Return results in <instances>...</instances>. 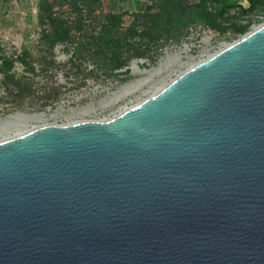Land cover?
Masks as SVG:
<instances>
[{"label":"water","instance_id":"obj_1","mask_svg":"<svg viewBox=\"0 0 264 264\" xmlns=\"http://www.w3.org/2000/svg\"><path fill=\"white\" fill-rule=\"evenodd\" d=\"M0 264H264V23L116 116L1 140Z\"/></svg>","mask_w":264,"mask_h":264},{"label":"rangeland","instance_id":"obj_2","mask_svg":"<svg viewBox=\"0 0 264 264\" xmlns=\"http://www.w3.org/2000/svg\"><path fill=\"white\" fill-rule=\"evenodd\" d=\"M149 2L150 12L136 10L131 0H0V130L23 121L40 124L32 120L40 114L49 123L113 116L150 94L154 83L175 78L193 62L264 23V7L238 15L239 23L249 25L245 33L233 28L218 32L194 23L183 39H162L114 71L95 56H75V44L50 47L44 39L51 15L75 28L80 10L86 31L100 28L109 13L122 15L125 31L142 29L159 10V0ZM238 2L249 6L247 0ZM2 56L12 62L9 75ZM131 88L133 92L123 94ZM85 109L90 111L81 113Z\"/></svg>","mask_w":264,"mask_h":264},{"label":"trees","instance_id":"obj_3","mask_svg":"<svg viewBox=\"0 0 264 264\" xmlns=\"http://www.w3.org/2000/svg\"><path fill=\"white\" fill-rule=\"evenodd\" d=\"M247 2L248 7L237 0H159L158 12L150 15L142 29L133 27L127 31L122 26L121 14H107L100 28H92L90 31L84 29L82 10L78 14L79 22L75 28L67 21L51 15V26L44 39L50 47L56 44H75V56H95L114 71L126 66L131 55H142L144 50L162 39H183L194 23H202L218 32L233 28L238 33H245L249 25L239 23L238 15L264 7V0ZM152 9L149 5L146 7L149 12ZM1 59L9 75L12 62L4 56ZM19 60L28 64L23 56Z\"/></svg>","mask_w":264,"mask_h":264},{"label":"bare ground","instance_id":"obj_4","mask_svg":"<svg viewBox=\"0 0 264 264\" xmlns=\"http://www.w3.org/2000/svg\"><path fill=\"white\" fill-rule=\"evenodd\" d=\"M227 45H229V44H227ZM227 45H226V46H227ZM223 48H224V47H223ZM221 49H222V48H221ZM216 52H218V51H216ZM212 55H213V54H209L207 57H205V58H201L199 61H195V62H193L191 65L187 66V68H186L185 70L191 68L192 66H194V65H196L197 63H199V62H201V61L207 59L208 57H210V56H212ZM176 62H177V61H176ZM177 64H178V63H177ZM180 64H184V63L181 61ZM174 66H175V65H174ZM171 67H172V66H171ZM182 72H184V71H180V72L176 75V77H177L178 75H180ZM176 77H175V78H176ZM173 79H174V78L170 79L169 81H164V82L159 81V82L154 83V84L152 85V87H151L152 90L150 91V92H151L150 94H148V95H147L146 97H144V98L139 99L136 103H133L131 106L124 107L123 109H121V110L119 111V113H117V114H115V115H113V116H116V115L120 114L121 112H123V111L126 110L127 108H130V107H132V106L138 104V103L141 102L142 100L146 99L147 97H149V96L155 94V93L158 92L160 89H162L165 85H167L169 82H171ZM135 89H136V88H135ZM132 90H133L132 88H131V89H126L125 91H123V94L125 95V94L128 93L129 91L133 92ZM144 92H147V90L144 91ZM117 98H119V96H118ZM117 98H116V99H117ZM92 109L94 110L95 108H92ZM88 111H90V109H85V110H83L81 113H86V112H88ZM57 115H60V112H59L58 114H54L53 116L56 117ZM32 120H35V121H37V122H41V123H40V124H32V125H31V124H30L31 121H23V122L17 123V124L14 125V126L3 128V129L0 130V135H2V136H0V141L3 140V139H7V138H9V137H13V136L19 135V134H21V133H24V132H26V131H29V130L35 128V127L42 126V125H47V124H51V123L48 122V119L45 118V115H44V114L35 115V116L33 117ZM54 123H55V122H54Z\"/></svg>","mask_w":264,"mask_h":264},{"label":"crops","instance_id":"obj_5","mask_svg":"<svg viewBox=\"0 0 264 264\" xmlns=\"http://www.w3.org/2000/svg\"><path fill=\"white\" fill-rule=\"evenodd\" d=\"M113 1L115 2L116 0H113ZM131 1H134L136 10H141V11L146 9V7L150 3L149 0H131Z\"/></svg>","mask_w":264,"mask_h":264}]
</instances>
